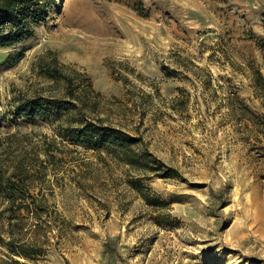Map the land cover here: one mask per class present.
Wrapping results in <instances>:
<instances>
[{
    "label": "rangeland",
    "instance_id": "374dc122",
    "mask_svg": "<svg viewBox=\"0 0 264 264\" xmlns=\"http://www.w3.org/2000/svg\"><path fill=\"white\" fill-rule=\"evenodd\" d=\"M52 2L0 48V138L35 201L8 227L0 197V264H264V0ZM38 97L73 106L19 114ZM84 122L154 168L70 140Z\"/></svg>",
    "mask_w": 264,
    "mask_h": 264
},
{
    "label": "trees",
    "instance_id": "16d2710c",
    "mask_svg": "<svg viewBox=\"0 0 264 264\" xmlns=\"http://www.w3.org/2000/svg\"><path fill=\"white\" fill-rule=\"evenodd\" d=\"M52 4V0H0V48L19 44L30 36L31 28L48 17ZM254 75L258 96L264 106V77L260 70H256ZM72 104L65 100L38 97L21 101L16 109L19 114L34 118L47 110L67 111ZM240 107L247 110L244 105ZM66 134L75 143H83L92 148L109 146L124 163L138 172L154 168L150 167V156L140 148L139 139L120 129L84 122L78 127H67ZM9 140L6 138V142ZM4 142L5 139L0 138V197L6 202L4 211L9 212L8 227H12L11 220L25 201L28 198L31 203L35 201L29 193L30 178L23 157L12 159L11 145H5ZM23 254L29 256V253Z\"/></svg>",
    "mask_w": 264,
    "mask_h": 264
}]
</instances>
